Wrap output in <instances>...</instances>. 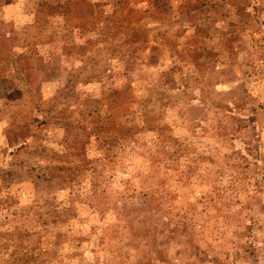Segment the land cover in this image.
Masks as SVG:
<instances>
[{"label": "rangeland", "instance_id": "obj_1", "mask_svg": "<svg viewBox=\"0 0 264 264\" xmlns=\"http://www.w3.org/2000/svg\"><path fill=\"white\" fill-rule=\"evenodd\" d=\"M0 264H264V0H0Z\"/></svg>", "mask_w": 264, "mask_h": 264}]
</instances>
